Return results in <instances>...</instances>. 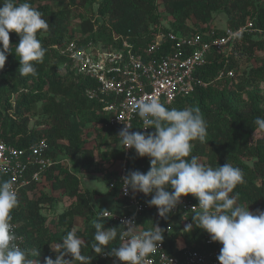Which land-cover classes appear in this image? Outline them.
I'll use <instances>...</instances> for the list:
<instances>
[{
    "label": "trees",
    "instance_id": "1",
    "mask_svg": "<svg viewBox=\"0 0 264 264\" xmlns=\"http://www.w3.org/2000/svg\"><path fill=\"white\" fill-rule=\"evenodd\" d=\"M45 1L48 3L28 0L49 23L47 32L37 34L46 52L43 62L35 63L37 74L33 76V86L28 85L27 75L19 72V58L15 56L19 36L15 33L9 34L12 53L7 56L3 70H0V139L7 145L23 149L45 138L50 147L48 156L52 160L59 153L68 156L71 169L56 164L45 173L39 184L32 185L21 193L18 206L12 210L11 222L16 225L15 233L24 236L22 248L39 250L36 259L40 264H43L45 257L51 256L55 259L53 245L62 241L74 221L80 219L84 221V227L75 232L84 242L82 254L91 257V264H107L91 248L95 232L93 222L97 216H93L90 201L86 197L88 192L80 191L78 174L99 172L104 181L109 183L116 176V169L113 170L112 167L119 163L122 154L119 148H113L95 155L92 149L86 147L83 126L98 125L105 131L104 143L109 146L117 142L116 131L103 127L110 116L102 113L96 102L85 97V92L93 87V82L74 76L69 68L63 70V73L58 72L63 59L53 47L61 46L65 40H73L77 34L80 36L78 44L99 42L104 46H113L116 45L112 40L113 32L126 38L138 50L153 42L154 33L159 28L164 33L171 31L187 34L199 30L200 25L209 24L216 12L225 14L226 27L230 29H236L252 20L254 27L262 32L261 35L245 37L247 45L243 46V56L249 60L254 58L256 65L236 69L235 78L226 79L221 90L211 83L205 88H196L187 96L177 98L166 107L200 108L207 122V136L203 143L193 142L192 155L198 156L201 163L213 168L225 163L240 168L244 183L237 185L231 194H238V204L248 206L249 210H264V129H259L254 124L257 117L264 118V110L259 106L257 96L246 91L248 87L254 88L264 83V0H161L164 12L172 18L169 28L160 26L161 16L156 0ZM2 3L3 0H0V4ZM87 4L96 5L93 15H98V18H93V15L91 18L80 17L79 25L71 32L69 22L74 9ZM189 19L193 20V25L186 24ZM258 52L261 53L260 57L256 56ZM223 67L224 61L216 57L210 66L200 71L202 79L208 83L213 81ZM229 68H233V65H229ZM243 93L246 94V99H242ZM12 95H15L14 105L9 101ZM37 105H41L42 121L29 128V113ZM132 131L139 129L135 125ZM152 131L154 129L148 132ZM62 141L64 144L60 143ZM130 156L129 168L132 171L146 173L149 170V158L138 157L132 149ZM3 180L7 179L0 177V181ZM44 183H50L53 192L61 193L70 201L64 212L49 220L43 215L42 209H54L56 197L47 196L45 193H39L35 199L29 196V192ZM187 197L197 201L192 196ZM151 198L152 194L143 200L148 202ZM155 210V207H149L147 219H153ZM167 219L168 217L162 218L158 223L165 225ZM104 227L107 229L115 226L105 220ZM175 230L177 231V227ZM183 235L189 248L200 243L204 237H210L196 227ZM213 243L215 247H222L219 243ZM119 246L117 237L105 251L109 252Z\"/></svg>",
    "mask_w": 264,
    "mask_h": 264
},
{
    "label": "clouds",
    "instance_id": "2",
    "mask_svg": "<svg viewBox=\"0 0 264 264\" xmlns=\"http://www.w3.org/2000/svg\"><path fill=\"white\" fill-rule=\"evenodd\" d=\"M48 29V21L28 0H3L0 4V70L12 53L9 34L15 33L19 36V43L15 46L19 72L35 76V63L43 62L46 52L37 34ZM133 111L140 117L142 129L154 131H131V126L124 124L118 133L124 149L134 150L138 157L149 158L150 164L146 173L130 171L122 177L124 193L131 190L145 196L152 194L147 203L157 209L161 218H166L182 197H194L198 205L192 209L198 208L199 211L191 217L192 223L185 229L199 228L210 236L212 242L222 245L218 264H264V210L250 212L248 206L238 204V194H231L237 185L244 183L242 170L230 163L215 168L206 166L198 156L192 155L193 142L203 143L207 136V122L200 108L169 109L152 97L137 100ZM254 124L264 129V118L257 117ZM60 143L64 144L63 141ZM60 161L52 160L55 164L51 167ZM50 168L40 174L38 181H32L30 175L35 171L32 167L27 173L29 184L18 197L13 183L0 175L7 179L0 181V264H40L36 259L39 250H28L17 243L11 213L18 206L21 193L39 184ZM112 216L113 212L100 210L93 222L92 250L98 255L107 253L119 264H146L145 258L155 253L162 243L164 229L158 224L141 228L135 224L134 218L122 221L120 228L105 229L106 218ZM117 237L122 241L120 246L106 252V247ZM83 246L84 242L76 232L69 230L62 241L52 247L55 259L45 257L43 264H91V257L82 254Z\"/></svg>",
    "mask_w": 264,
    "mask_h": 264
},
{
    "label": "built area",
    "instance_id": "3",
    "mask_svg": "<svg viewBox=\"0 0 264 264\" xmlns=\"http://www.w3.org/2000/svg\"><path fill=\"white\" fill-rule=\"evenodd\" d=\"M94 18H98V15ZM256 34L261 35L262 32L254 27L252 20H248L236 29H218L206 24L187 34L171 31L164 33L159 28L154 33L153 42L138 50L126 38L113 32L112 40L116 43L113 46H104L99 42L78 44L80 36L77 34L73 40H65L61 46L53 47L63 59L62 70L69 68L74 76L93 82V87L85 92V97L96 102L100 111L110 116L103 127L116 131V141L122 156L117 165L116 176L107 184V188L114 201L123 203L126 212L109 210L113 212V216L107 217L106 221L120 228L122 221L134 218L137 226L149 228L154 219L153 224L164 229L162 243L155 253L145 258L146 264H218L220 248L214 246L210 237H204L193 248L187 246L183 233L189 229H185V226L192 223L191 217L199 211L198 208L192 209L198 205V201L187 196L182 197L181 202L167 216L165 225L158 223L162 218L158 216L157 209L153 219H147L150 206L143 200L147 196L131 190L128 194L124 193L122 177L132 171L129 168L131 156L130 149H124L119 143L118 133L125 125H130L131 128L136 125L139 131L151 130L142 129V121L133 111L134 103L141 98L155 97L169 106L177 98L191 94L196 88H205L223 78H235V70L240 68L236 67L244 57L243 46L247 45L245 37L250 38ZM216 57L224 61V67L208 83L202 79L200 71L210 66ZM229 65H233V68H229ZM48 151L45 139H40L25 149L15 148L0 140V175L6 176L13 183L17 197L29 184L27 173L32 167L35 171L31 173L30 180L38 181L40 174L55 164L47 156ZM13 226L15 230L16 227L14 224ZM16 235L17 243L22 247L25 240L22 235ZM179 241L182 242L181 247L178 246ZM119 243L122 241L119 240ZM101 259L107 264H119L108 254L101 255Z\"/></svg>",
    "mask_w": 264,
    "mask_h": 264
},
{
    "label": "rangeland",
    "instance_id": "4",
    "mask_svg": "<svg viewBox=\"0 0 264 264\" xmlns=\"http://www.w3.org/2000/svg\"><path fill=\"white\" fill-rule=\"evenodd\" d=\"M157 2V10L160 13V26L163 28H169V22L172 21V18L167 15L164 12L163 6L161 4V0H156ZM42 3H48L45 0H41ZM51 3V2H50ZM74 9V8H73ZM96 10V5H86L84 7L75 8L74 12L72 14L71 20L69 22V29L72 32V29H75L79 23L81 18H88L92 17L94 11ZM94 18V15H93ZM98 21V20H97ZM188 25H193V20L189 19L187 21ZM209 24L214 25L218 29H223L226 27V16L223 12H216L213 14L212 20L209 22ZM261 38V37H259ZM54 49V48H53ZM55 50V49H54ZM261 53H256V56L260 57ZM250 65H256L255 59H247V57H243L240 62L238 63L236 68L240 69H246L250 67ZM3 70V69H2ZM58 72L63 73V70L60 68L58 69ZM28 85L33 86L34 85V77L31 75H27ZM226 79L223 78L221 80H216V84L213 82L215 86H217V89H223L225 86L224 82ZM230 81V80H227ZM236 82V81H235ZM247 92H251L257 96L259 99V106L264 110V83H260L258 86L254 88L248 87ZM5 98V97H4ZM7 98V97H6ZM242 99H246V94H242ZM9 101L14 105L15 101V95H12L9 98ZM41 105H37L36 109H33L32 112L29 113L30 123L29 128H33L37 125V123H40L42 121L41 111H40ZM45 124V123H44ZM83 137L86 140V147L89 149H92L94 154L97 155V152L100 151H107V150H113V148H118V143L115 142V144L110 145L105 144V131L101 129L98 125L95 127L91 124L83 126ZM63 144V143H62ZM66 159V161H64ZM56 161L63 160L64 162L59 163L61 165H66L67 167H71V162L69 161V157L63 155L62 153H59L56 156ZM118 165V164H117ZM112 167V169H118V166ZM107 166V165H106ZM106 168V167H105ZM110 169V168H109ZM78 177L80 179V191L83 193H87L86 197L90 201L91 209L93 216L96 217L100 210H111V211H117V212H126L125 209H123V203L120 201H114L111 198V195L108 192L107 183L104 181V179L101 177L99 172L96 173H84V174H78ZM39 193H45L47 196L50 197H56L57 201L55 203V208L51 209L50 211L47 210V208L42 209V213L47 219H51L53 216H56L62 212H64L69 204L70 201L61 195V193H55L51 190L50 183H44V185H40L39 188L36 190H33L29 192L30 198H37L39 196ZM250 212H257V210H249ZM84 227V221L80 219H76L73 223V226L69 230H80ZM51 230H55L53 227H50Z\"/></svg>",
    "mask_w": 264,
    "mask_h": 264
},
{
    "label": "bare ground",
    "instance_id": "5",
    "mask_svg": "<svg viewBox=\"0 0 264 264\" xmlns=\"http://www.w3.org/2000/svg\"><path fill=\"white\" fill-rule=\"evenodd\" d=\"M178 246H179V247L182 246V242H181V241L178 242Z\"/></svg>",
    "mask_w": 264,
    "mask_h": 264
}]
</instances>
